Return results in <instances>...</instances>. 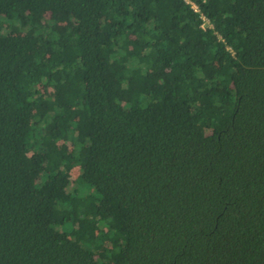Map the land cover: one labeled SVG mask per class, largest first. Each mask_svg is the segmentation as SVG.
I'll list each match as a JSON object with an SVG mask.
<instances>
[{
	"label": "trees",
	"instance_id": "trees-1",
	"mask_svg": "<svg viewBox=\"0 0 264 264\" xmlns=\"http://www.w3.org/2000/svg\"><path fill=\"white\" fill-rule=\"evenodd\" d=\"M0 264H264V0H0Z\"/></svg>",
	"mask_w": 264,
	"mask_h": 264
}]
</instances>
